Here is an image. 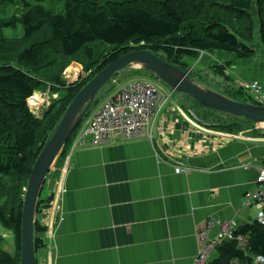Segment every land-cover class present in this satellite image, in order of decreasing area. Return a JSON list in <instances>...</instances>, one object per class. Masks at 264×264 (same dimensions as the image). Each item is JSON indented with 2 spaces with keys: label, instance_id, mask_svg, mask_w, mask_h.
<instances>
[{
  "label": "crops",
  "instance_id": "crops-1",
  "mask_svg": "<svg viewBox=\"0 0 264 264\" xmlns=\"http://www.w3.org/2000/svg\"><path fill=\"white\" fill-rule=\"evenodd\" d=\"M20 15V8H9L4 18ZM9 29L0 39L22 37V27L17 37L4 35ZM212 54L215 66L228 64L224 75L250 97L247 86L264 92L263 53L243 60ZM153 124L151 140L68 146L59 176H48L46 197H40L60 195L56 210L46 207L36 216L43 229L36 264H191L206 220L254 221L253 210L241 213L239 207L264 164V126L218 130L171 101L163 102ZM181 168L187 173H177ZM0 248L16 252L14 232L1 225ZM247 255L250 263L230 264H254ZM220 256L215 251L213 260Z\"/></svg>",
  "mask_w": 264,
  "mask_h": 264
},
{
  "label": "trees",
  "instance_id": "trees-1",
  "mask_svg": "<svg viewBox=\"0 0 264 264\" xmlns=\"http://www.w3.org/2000/svg\"><path fill=\"white\" fill-rule=\"evenodd\" d=\"M57 1L61 8H53L48 0H0V33L5 28L23 29L18 39H0V224L12 230L16 238L14 255L0 248V264H20L23 198L31 169L75 96L105 66L125 53L146 50L187 71L185 58L196 60L208 52L251 59L256 54V39L264 54V0ZM9 8H20V17L4 18ZM95 42L109 47L99 62L92 46ZM74 64H79L85 75L67 85L62 74ZM225 66L210 67L223 76ZM191 72L188 77L194 82ZM155 83L164 84L159 80ZM46 86L49 94L58 99H52L53 103L38 117L29 111L27 101L35 92H45ZM54 89L62 92L58 94ZM99 99L97 94L61 150L62 158L52 171L54 177L77 129L90 116L91 109L105 100ZM197 105L216 116H225L224 120H240ZM206 122L220 130L218 120ZM50 199L38 198L36 216ZM42 231L36 220L35 250L43 245L37 237ZM239 232L247 237V248L240 251L233 242H223L216 249L220 258L208 264H230L232 260L250 263L247 253L253 258L264 257V228L253 222L242 225Z\"/></svg>",
  "mask_w": 264,
  "mask_h": 264
},
{
  "label": "built area",
  "instance_id": "built-area-1",
  "mask_svg": "<svg viewBox=\"0 0 264 264\" xmlns=\"http://www.w3.org/2000/svg\"><path fill=\"white\" fill-rule=\"evenodd\" d=\"M247 89L254 94L256 102L264 104V92L258 85L247 86ZM166 100L160 88L152 82L128 81L123 88L99 103L84 120L71 143L72 149L84 146L102 147L113 145L117 141L151 140L156 113ZM54 170L55 165L52 168ZM176 171L187 173L183 168ZM59 196L52 194L46 207H54L53 201L56 199L58 203ZM46 207L43 209L46 210ZM247 210L254 211V221L250 223L254 222L264 228V164L257 168L254 187L244 195L240 204L241 213ZM205 222L197 233L199 251L191 264H208L211 255L223 242H233L240 251L247 248L248 239L239 232L244 224L236 220L213 218ZM253 261L254 264H264V257L257 255Z\"/></svg>",
  "mask_w": 264,
  "mask_h": 264
},
{
  "label": "water",
  "instance_id": "water-1",
  "mask_svg": "<svg viewBox=\"0 0 264 264\" xmlns=\"http://www.w3.org/2000/svg\"><path fill=\"white\" fill-rule=\"evenodd\" d=\"M130 66H137L149 71L159 81L170 87L172 91L190 97L204 108L242 118L254 124H264V106L238 102L211 89L203 88L189 79V70L184 71L179 67L166 63L146 50H135L123 54L100 70L78 92L31 169L23 198L20 264H36V250L34 248L35 215L37 200L46 183L47 175L52 171L61 150L95 101L100 89L111 78Z\"/></svg>",
  "mask_w": 264,
  "mask_h": 264
},
{
  "label": "rangeland",
  "instance_id": "rangeland-1",
  "mask_svg": "<svg viewBox=\"0 0 264 264\" xmlns=\"http://www.w3.org/2000/svg\"><path fill=\"white\" fill-rule=\"evenodd\" d=\"M48 1H50L49 3H52L51 6L53 8L55 9L61 8V3L58 2L57 0H48ZM8 31L9 32H6V30H4V35L10 34V35L17 37L22 34V30L20 26H17L15 30L9 29ZM254 44L257 47L256 56L258 54L263 55L261 52L259 41L257 39ZM92 46L97 56L96 57L97 62L101 61L102 57L109 51V47L103 45V43L101 42H95L93 43ZM212 53H216V52H208L206 54H200L199 58L196 60H190L186 58L184 59V62L189 65L188 70L189 71L192 70L191 77L194 80L195 84L203 88L211 89L217 93H220L238 102H242L245 104H251V105L254 104V99L250 97L246 92H244V88H242L240 84H239V87H237L235 84H233L230 81L229 77L218 74L216 70L210 67V66L215 65V62H216L215 54H212ZM74 65L77 66L76 69L79 71V74H76L74 72V68H75ZM74 65H71V66H74V68H72L73 70L71 69V66H69L68 68L64 70L62 74V80H64L67 83V85H70L76 82L79 76L83 77L85 75L84 73H82L83 72L82 67L79 64H74ZM225 65H228V64H225ZM148 72L149 71L145 69L141 70L137 66L127 68L125 71L119 73L114 79H111L110 81H108L100 89V91L98 92V97H100L101 99H99V101H101L102 99H107L109 96L116 93L117 90L123 88L124 84L130 80L147 79V80H152L153 83H155V81H158V79L154 75L152 76ZM157 86L160 88L162 95L167 99L166 102L171 101L175 103L176 105H178L180 109L184 108L186 109V111L189 110L188 113L191 115H194L195 118L209 121L211 123L214 122L215 120H218L220 124V130L225 131L229 127L230 130L234 129V131L236 132H242V131H245L246 129L252 130V128L254 129V126L257 128V130L259 127L264 126V124L259 125V124H254V123H248L245 120H241V118L240 120L233 119V118H230L229 120H224L223 118H225V116H221V115L216 116V113H212L209 110H204L200 108L196 103H194L188 97L183 96L177 92L173 93L170 87H167L164 84H158ZM47 89L48 88L46 86L45 92H35L33 96L30 97L29 100L27 101L28 109L33 115H37L38 117H40L41 114L53 103L52 101L53 96L51 95L49 96V94L46 93ZM54 90L58 94L62 92L61 90H56V89ZM111 91L112 93L108 95ZM54 99L56 100L58 99L57 95L56 97L54 96ZM33 100L35 101V103ZM93 109L94 108L91 109V112L93 111ZM77 130H79V128ZM50 174H52L51 177L54 176L53 172H51L47 175L46 179L48 178ZM46 193H47L46 186H43L40 197L44 199L46 197ZM35 219H36V216H35ZM61 220L62 219L59 220L58 224L60 223ZM214 256H215V252L211 255L209 260L212 261Z\"/></svg>",
  "mask_w": 264,
  "mask_h": 264
},
{
  "label": "bare ground",
  "instance_id": "bare-ground-1",
  "mask_svg": "<svg viewBox=\"0 0 264 264\" xmlns=\"http://www.w3.org/2000/svg\"><path fill=\"white\" fill-rule=\"evenodd\" d=\"M161 59V58H160ZM166 62V61H165ZM110 83V82H109ZM34 101V100H33ZM41 102V101H40ZM34 103H35V101H34ZM31 104V103H30ZM39 104H41V103H39ZM213 111V110H212ZM84 118H85V116H84ZM56 201V200H55ZM53 205H54V209L57 207V205H56V203L54 204V202H53ZM40 215V214H39ZM59 220V219H58ZM57 222V221H56ZM55 222V223H56ZM51 228H52V226H51ZM47 231V230H46ZM45 233V232H44ZM44 240H45V238H43Z\"/></svg>",
  "mask_w": 264,
  "mask_h": 264
},
{
  "label": "clouds",
  "instance_id": "clouds-1",
  "mask_svg": "<svg viewBox=\"0 0 264 264\" xmlns=\"http://www.w3.org/2000/svg\"><path fill=\"white\" fill-rule=\"evenodd\" d=\"M255 102V101H254ZM255 103H258V102H255ZM256 105H259V106H264V104H261V103H258V104H256ZM40 196H41V194H40ZM40 196H39V198H40ZM46 206H44V207H42L41 208V212H42V210H44L43 208H45ZM36 216V215H35Z\"/></svg>",
  "mask_w": 264,
  "mask_h": 264
},
{
  "label": "flooded vegetation",
  "instance_id": "flooded-vegetation-1",
  "mask_svg": "<svg viewBox=\"0 0 264 264\" xmlns=\"http://www.w3.org/2000/svg\"><path fill=\"white\" fill-rule=\"evenodd\" d=\"M173 92H175V91H173Z\"/></svg>",
  "mask_w": 264,
  "mask_h": 264
}]
</instances>
